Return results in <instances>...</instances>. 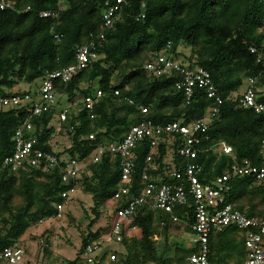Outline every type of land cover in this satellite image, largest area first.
Returning <instances> with one entry per match:
<instances>
[{"label": "trees", "instance_id": "1", "mask_svg": "<svg viewBox=\"0 0 264 264\" xmlns=\"http://www.w3.org/2000/svg\"><path fill=\"white\" fill-rule=\"evenodd\" d=\"M7 1L13 2L15 7L0 8L2 94L20 82L32 84L42 80L47 71L74 64L80 46L92 40L97 42L98 59L70 82L55 81L58 99L64 96L79 109L71 116L67 111V121L60 131V134L67 132L69 148L56 152L52 145L58 133L55 111L33 119L31 135L37 139L36 148L57 156L86 159L100 144L120 142L143 117L139 106L148 108L146 116L156 124L204 118L208 109L217 106L204 90L196 88L187 103L184 93L176 89V76L150 78L144 71L151 53L164 51L171 58H182L183 63L209 71L223 100L217 106L220 115L211 123L207 133L209 140L202 142L198 157L187 160L175 152L174 162L182 167L188 163L201 164V181L211 183L234 161L249 159L256 165L264 161V114L244 108L238 94L246 79L257 78L262 88L259 102L264 103V67L249 50L252 45L260 46L264 42V0H145V7L142 0H127L103 40L98 37L103 13L107 4H114L116 0ZM28 7L30 10L25 12ZM50 11L57 15L40 16ZM141 14L145 17L141 18ZM169 43L172 46L168 50ZM181 47L186 51H181ZM115 90L120 94L115 95ZM97 91L102 92L99 98H96ZM87 97L95 98L93 119L85 109ZM127 97L134 105L125 100ZM25 118L23 112L0 108V253L19 241L40 220L57 215L55 205L65 202L62 193L68 189L58 170L13 172L4 165L15 150L14 135ZM220 141L233 147L235 159L204 152ZM167 145L164 142L158 148L159 156L153 160L158 165L155 171L147 162L149 141L138 144L132 194L143 187L141 174L145 169L152 176L167 181L163 171ZM120 177L117 157L91 164L81 173L78 190L92 196L95 217L83 235L79 254L89 238L98 237L106 229L92 230L105 204L101 199L113 196ZM231 184L229 202L247 215H261L264 182L254 186L251 180L238 178ZM17 200L21 202L17 204ZM173 213L179 221H173L162 211L148 207L138 209L135 222L139 234L121 243L123 249L116 251L119 264H188L186 258L193 251L181 238L182 234L191 232L187 224L193 222L192 198L185 206L176 207ZM154 235L162 237V247L153 240ZM210 247L211 264H237L232 258L226 259V254L227 258L236 252L243 258L246 255L244 235L235 228L212 237ZM78 261L68 264H78Z\"/></svg>", "mask_w": 264, "mask_h": 264}, {"label": "built area", "instance_id": "2", "mask_svg": "<svg viewBox=\"0 0 264 264\" xmlns=\"http://www.w3.org/2000/svg\"><path fill=\"white\" fill-rule=\"evenodd\" d=\"M126 3L127 0H116L114 4H107L103 13L99 40L105 38V32L114 25L122 6ZM14 7L13 2L0 0L1 10ZM142 7H145V0H142ZM29 10L28 7L25 12ZM56 15L57 12L50 11L43 12L40 16L55 17ZM140 17L144 18L145 16L141 14ZM55 38L60 39L58 35H55ZM171 46L169 43L167 49H171ZM249 50L255 56L256 61L264 67V42L260 46L252 45ZM98 58L97 42L92 40L77 49L74 64L56 71H47L39 86L18 93L11 91H7L5 94L0 93V108L15 109L26 114V118L14 135L15 150L5 159L4 165L13 172L38 169L42 173H51L58 170L62 183L68 188L62 193L65 202L55 205L57 215L52 218L60 220L63 218V210L68 201L79 192L81 173L89 165L98 163L105 158L117 157L120 159V182L113 196L103 206L108 213L106 229L104 228L105 230L98 237L87 240L83 248L86 264H119L115 250L107 253H102L101 250L105 243L115 241L121 244L125 239L138 236L139 227L135 219L138 209L141 207L162 211L177 222L179 219L174 215V209L178 206H185L190 198L194 203V216L193 222L187 224L191 229L189 234L192 237L186 245L193 253L186 258L188 264H211L209 259L211 238L229 228H235L244 235L246 255L243 264H264V207L261 215H247L229 202L233 180L248 179L254 186L264 182V161L260 165L254 164L249 159L234 161L211 183L201 181L200 175L203 171L201 164L188 163L182 167L174 162L173 154L175 152L187 160H195L198 157L202 151L200 149L202 142L209 140L207 133L211 123L220 115V109L217 106L221 105L223 100L210 72L203 67L183 63L169 57L164 51L151 53L143 67L150 78L176 76V89L184 93L187 103L193 98L196 88L204 90L207 97L214 100L217 106L208 109L206 116L202 119L191 122L177 120L167 124H156L146 116L148 108L139 106L143 117L131 126L125 137L118 143L100 144L86 159L73 158L69 155L57 156L35 147L37 139L31 135L35 117L55 111L56 119L60 123H65L68 118L67 110L57 109L58 96L54 88L55 81L70 82ZM246 83L245 91L240 94V104L244 108L264 114V103L259 102L262 88L258 85V79L249 77L246 79ZM114 94L119 95V90H115ZM101 95L102 92L97 91L96 98ZM125 100L130 105H134L131 98L127 97ZM84 105L88 116L93 119L95 98H85ZM64 134L67 135V132ZM90 139H93V135L90 136ZM145 140L150 144L147 162L155 171L158 170V165L153 160L159 156V146L167 142V154L163 166L167 181L152 176L149 170L145 169L141 174L143 187L138 190L137 194H132L136 169V149L138 144ZM207 151L235 159L233 147L224 141L218 142L204 152ZM42 222L40 220L39 224ZM163 224L162 222L161 225ZM153 240L157 244L159 243L158 247H162L161 236L154 235ZM0 264H40V262L29 253L27 246L19 240L0 253ZM167 264H176V262Z\"/></svg>", "mask_w": 264, "mask_h": 264}, {"label": "rangeland", "instance_id": "3", "mask_svg": "<svg viewBox=\"0 0 264 264\" xmlns=\"http://www.w3.org/2000/svg\"><path fill=\"white\" fill-rule=\"evenodd\" d=\"M181 51H186V49L181 47ZM178 60L182 61V58ZM40 84L41 80H37L32 84L20 82L13 89L8 91L17 92L30 90ZM246 86L247 83L244 82L238 94L243 93ZM58 101V110H67L69 116L78 113L79 109L76 107V104L67 101L66 97L61 96ZM63 126L64 123H60L58 119L55 121V127L58 133L54 136L52 145L56 152H64L70 146V140L67 138V135L63 132L60 134ZM107 200V198L101 199L102 202H106ZM20 202V200L16 201L17 204ZM93 203L90 194L79 191L66 204L63 210V218L60 220L54 218L48 220L42 219L43 222L41 224H35L27 230L25 235L20 239L21 243L27 246L29 253L36 257L40 264H68L69 261H75L77 259H79L77 262L78 264H86L83 252L80 254L79 252L83 235L87 233L88 225L95 217L92 211ZM101 212L100 219L93 225V231L106 227L108 214L106 208L101 207ZM191 237L189 233L182 234L181 239L184 245L188 243ZM161 243H163V241H161ZM157 245H159V243ZM122 249L121 244L112 241L105 243L101 252L107 253L111 250L121 251ZM225 258H232L237 264L245 260V257L243 258L242 255L237 252L230 258H227L226 254Z\"/></svg>", "mask_w": 264, "mask_h": 264}]
</instances>
